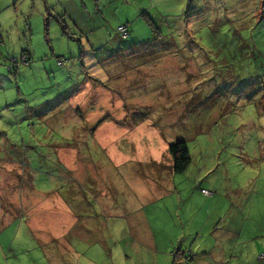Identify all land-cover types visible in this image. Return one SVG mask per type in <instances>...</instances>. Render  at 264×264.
I'll return each instance as SVG.
<instances>
[{
  "label": "rangeland",
  "instance_id": "374dc122",
  "mask_svg": "<svg viewBox=\"0 0 264 264\" xmlns=\"http://www.w3.org/2000/svg\"><path fill=\"white\" fill-rule=\"evenodd\" d=\"M103 1L76 2L89 12L65 18L76 33L70 39L56 22L55 0H0V264H173L171 244L185 242L170 223L176 194L149 207L163 225L152 254L141 227L147 205L139 207L148 184L127 145L135 143L144 164L157 152L168 166L169 146L179 141L191 160L178 186L200 193L205 180L234 197L222 199L209 231L220 216V241L254 226V244L238 248L254 255L250 263L244 251L238 258L264 264V0ZM119 24L130 26L127 40ZM110 118L122 126L142 119L146 135L137 142L132 130L121 144L106 128ZM85 144L84 159H70ZM115 146L129 155L108 182L117 187L111 199L132 198L121 221L86 187Z\"/></svg>",
  "mask_w": 264,
  "mask_h": 264
},
{
  "label": "crops",
  "instance_id": "0c3cea01",
  "mask_svg": "<svg viewBox=\"0 0 264 264\" xmlns=\"http://www.w3.org/2000/svg\"><path fill=\"white\" fill-rule=\"evenodd\" d=\"M100 2V0H97ZM111 0H104L103 5L106 7L108 3ZM70 2L73 4V7L70 8L67 3ZM78 0H66V2H63L61 0V3L63 4L65 11H66V17H72L74 19L75 13H77L79 16H82L85 12H89V8L86 6L84 2H80V4H77ZM123 5L128 6L129 1L123 0ZM97 6V4H96ZM75 10V12H74ZM125 22H122L121 24H124ZM119 24V25H121ZM118 25V26H119ZM117 26V28H118ZM116 28V29H117ZM81 32V31H80ZM84 35L85 32H82ZM103 89H106L105 86H103ZM123 114V113H122ZM127 116V113H124V116L122 118H125ZM103 117V116H102ZM93 118V117H92ZM111 124L107 125L108 132H111L114 135V138L118 137L121 141L124 137H130V132L133 130L132 136H134L135 141L139 142L142 139H140L139 135H146L145 134V127L142 122L135 126H130L128 124L117 125L115 122L112 121L110 118L109 120ZM99 122H96V129H99ZM102 128V127H101ZM142 129L144 133L139 134L138 130ZM100 130V129H99ZM109 134V133H108ZM113 137V136H112ZM108 141V140H107ZM112 141V140H111ZM129 141V138L127 140H123L120 143L121 144H127ZM135 143L132 145H127L128 148L132 149L133 155L132 159L136 161V167L134 168V171L138 174L139 181L147 182V191L148 194L141 196L142 200L144 201L139 207H143L144 205H147V208L145 209L144 217H143V224L141 227L143 228L142 231L147 232V237H150L151 239H147L146 242L150 243L153 251L158 253V241L156 238L157 232H160L163 229L162 221L156 219L154 214H151V210L149 207H153L154 204L160 205L164 198L171 197L176 194L177 197V205L173 208L176 210V215L171 218L170 223L171 226H173V230L179 234L184 233L185 242L182 243V245H176L171 244V247H173L172 253H174L175 259L173 261V264H240L239 261V254L243 252H238V248L242 247L244 249V245L248 243L255 242V240L259 237V235H255L253 232L254 226H251L253 230H250L251 233H249L247 236L240 235V231L237 229L228 230V233H226V242L223 240L220 241L215 236L216 232H218L221 227L220 221L223 216H220L217 218V221L215 225L211 228L209 231V219L211 215L217 210V207L222 206V199H227V201L231 202L234 200V197L231 195L228 199L225 198V195L218 194V190H214V185L211 184L209 181L203 180V182L198 183L197 188H200V193H197V190L194 189V191L189 195L187 192V185L184 183L183 187L176 183L177 176H180L182 174H176L173 169V158L171 154L167 155L170 158V163L168 166L160 165L158 162L161 160L160 155L156 152L153 159V155L151 158L153 161H149L147 164H144L143 162L146 161L141 155L137 154V147L134 146ZM88 144H85L81 150H76L72 154H70V159H78L82 160L84 159V154L87 151ZM126 147V148H127ZM107 151H105V155L109 159V162L107 166L102 168L94 167L92 170L99 171L100 175L95 177H88L86 181V187L87 189H94L95 191L98 190L99 200L103 206H113V209L110 210L113 212L114 217L116 219H120V221L124 216V211L128 207H131L132 205V198H129L127 194H125L126 198L124 200L117 199H111L110 196H108V190H112L113 192H117V187L115 183H112L110 188L108 187V182L111 177V173L113 171V167H122L126 164L127 159L129 158V155L124 152V150L119 149L118 147L113 148H107ZM169 152V151H168ZM81 153V154H80ZM77 156V157H76ZM111 163L110 171H108L109 164ZM80 171V166L73 165L72 172H78ZM128 171V169H127ZM170 174V178L172 179V184L168 185V182H166V177L163 176V173ZM187 172V171H186ZM185 172V173H186ZM199 178L198 180H200ZM127 182L131 183V181L126 180ZM126 182V185L129 186V183ZM183 182V181H182ZM198 182V181H197ZM203 184H206V187H203ZM130 187V186H129ZM156 187V188H155ZM100 189V190H99ZM173 189V191H171ZM181 189V191H180ZM201 189H206L212 192L211 196H207L201 192ZM86 190V191H88ZM124 193L126 189H123ZM131 190V189H130ZM188 194V195H187ZM220 195V196H219ZM214 205V206H213ZM172 206V205H169ZM183 206L185 208H183ZM168 207V205H166ZM191 207V211H190ZM201 208V209H200ZM206 208V209H205ZM184 209V210H183ZM198 212V213H197ZM230 213V210L229 212ZM206 214V216H203L202 219L197 218L196 216H202ZM120 224V230L121 233L125 232L124 227L125 224L123 222H119ZM246 237V238H245ZM257 237V238H256ZM122 239H124L122 237ZM193 240V241H192ZM179 242V240H177ZM209 242L215 243L214 247L209 250ZM221 243H227L229 251H219L221 250ZM218 249V250H215ZM223 249V247H222ZM178 251V252H177ZM220 252L219 255L222 257V259L218 258L217 252ZM188 253L192 254L191 260H186V255ZM179 254V255H178ZM181 255V256H180ZM242 256H249L247 258V263H250L251 258L253 257L254 253L249 249L247 251H244ZM156 262H158V259L156 258ZM259 262V261H258ZM257 261L256 264H259ZM159 263V262H158ZM264 263V262H263Z\"/></svg>",
  "mask_w": 264,
  "mask_h": 264
},
{
  "label": "trees",
  "instance_id": "16d2710c",
  "mask_svg": "<svg viewBox=\"0 0 264 264\" xmlns=\"http://www.w3.org/2000/svg\"><path fill=\"white\" fill-rule=\"evenodd\" d=\"M44 1L47 4V0H44ZM55 1H56V8H57L58 12L61 13L60 15H58V19L56 21L57 24L61 28V34L64 35V36H67L70 39H75L73 37V34L76 35V33H72L70 31V28L68 27L67 23H65V21H64L65 18L67 19V17H66L65 8H64L63 4L61 3V0H55ZM48 9H49V7H48ZM143 17H144V15H143ZM69 19L71 21L73 20L72 17H69ZM122 25H126V24H122ZM122 25H119L118 28L120 26H122ZM118 28H117L116 32L118 33L120 38L122 40H127L130 37V32H129L130 26L128 25L127 36L126 37H124L123 33L118 31ZM46 31L50 33V27H49V21L48 20H46ZM103 34H104V32H103ZM23 54H26V53H23ZM28 55H30V53H28L27 56ZM139 120H140L139 121V123H140L142 121V119H139ZM169 152H170V154H171V156L173 158V162H174L173 169H174V172L176 174H184L187 171V169L189 167V164H190V160H191L190 150H189V147L187 146V143L185 141H179L176 144H172V145L169 146ZM185 258H186L187 261L191 260L192 254L188 253Z\"/></svg>",
  "mask_w": 264,
  "mask_h": 264
},
{
  "label": "built area",
  "instance_id": "2783aa9c",
  "mask_svg": "<svg viewBox=\"0 0 264 264\" xmlns=\"http://www.w3.org/2000/svg\"><path fill=\"white\" fill-rule=\"evenodd\" d=\"M118 31L123 33L124 37L127 36V27L126 26H122L118 28ZM201 192L207 196H211L212 192L206 189H201Z\"/></svg>",
  "mask_w": 264,
  "mask_h": 264
}]
</instances>
